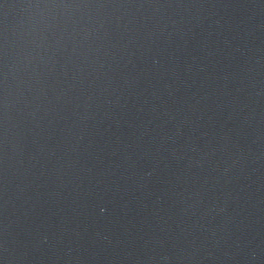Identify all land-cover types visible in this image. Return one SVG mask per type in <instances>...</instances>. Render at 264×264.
Listing matches in <instances>:
<instances>
[{"label":"water","instance_id":"obj_1","mask_svg":"<svg viewBox=\"0 0 264 264\" xmlns=\"http://www.w3.org/2000/svg\"><path fill=\"white\" fill-rule=\"evenodd\" d=\"M257 0H0V264H126Z\"/></svg>","mask_w":264,"mask_h":264}]
</instances>
